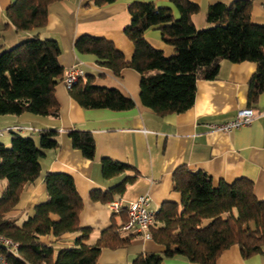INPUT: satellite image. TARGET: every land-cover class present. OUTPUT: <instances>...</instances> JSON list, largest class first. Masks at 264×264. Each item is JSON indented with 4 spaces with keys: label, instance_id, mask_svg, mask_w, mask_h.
Returning <instances> with one entry per match:
<instances>
[{
    "label": "trees",
    "instance_id": "obj_1",
    "mask_svg": "<svg viewBox=\"0 0 264 264\" xmlns=\"http://www.w3.org/2000/svg\"><path fill=\"white\" fill-rule=\"evenodd\" d=\"M64 0H17L7 10L8 24L18 32L44 28L48 7ZM96 6L117 0H87ZM178 9L155 3L135 2L129 6L131 24L125 35L134 43L135 53L127 60L108 40L80 37L76 50L95 55L100 64L120 76L125 68L141 75L142 104L158 116L182 114L193 108L197 83L218 78L223 61L252 62L257 70L249 82L248 106L256 109L264 94V26L252 22L248 0L231 6L211 5L206 18L212 26L198 30L192 17L200 7L189 0H168ZM159 27L162 39L175 48L172 57L154 48L145 33ZM61 48L53 39L38 35L0 53V116H21L29 113L58 118L60 106L55 97L56 86L63 82L65 70L59 57ZM85 109L124 111L135 108L134 100L114 89L100 88L92 77L81 78L70 91ZM10 146L0 141V181L5 188L0 196V235L18 244V255L5 254L10 264H99L104 248L126 246L131 237L122 238L108 230L96 244H87L92 233L80 225L83 201L73 178L68 174L47 173L44 177L47 198L37 204L32 215L21 225L7 215L19 204L27 185L42 177L41 160L46 151L60 147L57 130L40 132L37 142L30 133H12ZM74 148L88 160L96 157L92 133L71 131ZM103 175L110 179L130 167L103 159ZM175 190L182 196L181 204L166 203L155 216L153 239L165 247L162 254H139L132 264H162L165 259L185 257L192 263L216 264L221 254L237 245L244 258L264 254V200L255 193L253 182L240 179L218 184L203 171L180 167L173 174ZM94 193L105 202L113 194H123L126 185ZM54 217L58 219L55 220ZM80 235L72 247L43 243L42 236Z\"/></svg>",
    "mask_w": 264,
    "mask_h": 264
},
{
    "label": "crops",
    "instance_id": "obj_2",
    "mask_svg": "<svg viewBox=\"0 0 264 264\" xmlns=\"http://www.w3.org/2000/svg\"><path fill=\"white\" fill-rule=\"evenodd\" d=\"M17 0H0V53L38 35L41 39L56 40L61 48L59 61L64 70L79 67L84 77H92L100 88L114 89L134 100L131 110L85 109L71 95L67 86L60 82L55 97L60 106L58 118L33 114L0 116V131L13 126L32 127L38 132L57 130L60 147L46 151L41 160L42 177L26 186L17 207L7 217L23 224L33 213L35 206L47 198L44 177L47 173L70 175L83 201L80 225L90 228L92 233L87 244L98 242L108 230L120 237H131L126 246L104 248L99 264H132L139 254H162L165 247L154 239L141 235L124 237L120 228L127 220L125 208L112 214L108 208L111 201H122L124 207L147 195L149 209L159 213L166 203L181 204L182 196L175 190L173 174L180 167L192 171H203L216 184L220 181L233 183L240 179L253 182L256 196L264 200V94L255 109L256 118L248 126L224 133L212 129V125L232 120L241 109L248 108L249 82L257 70L252 62L231 63L223 61L218 78L200 80L197 83L196 101L193 108L182 114L158 116L144 106L140 97L141 75L134 69L125 68L120 76L112 69L101 65L92 54L76 50V41L83 36L105 39L114 44L129 60L135 53L134 43L125 35L131 24L129 6L135 2L155 3L159 7L172 9L176 18L178 9L168 0H117L104 6H96L87 0H64L48 7V21L44 28L30 32H18L8 24L6 10ZM200 7L192 20L198 30L209 28L207 12L211 5L231 6L238 0H189ZM251 2L253 23L264 26V0ZM146 40L166 57L175 54V48L165 43L159 27L146 31ZM92 133L96 143V157L86 159L74 148L69 137L71 131ZM23 136H29L22 134ZM13 134L0 138L10 146ZM39 140V137H33ZM103 159L126 164L130 168L124 173L107 179L103 175ZM123 194H113L107 202L95 199L94 193L113 190L128 179ZM5 182L0 181V196ZM57 220V217H54ZM65 234L61 237L46 235L41 241L57 247H72L79 236ZM162 264H197L185 257L165 259ZM216 264H264V254L244 258L239 246L225 250Z\"/></svg>",
    "mask_w": 264,
    "mask_h": 264
},
{
    "label": "built area",
    "instance_id": "obj_3",
    "mask_svg": "<svg viewBox=\"0 0 264 264\" xmlns=\"http://www.w3.org/2000/svg\"><path fill=\"white\" fill-rule=\"evenodd\" d=\"M84 71L79 67H72L65 71L63 83L71 91L75 84L84 78ZM256 118V111L253 108L241 109L236 116L223 124L212 125L213 130L230 133L235 129L250 125ZM32 127L13 126L0 131V138L6 133H33ZM151 199L149 196H141L137 201L130 202L126 207L122 201H111L108 208L112 214H117L125 208L127 220L119 229L124 237L131 235H141L145 239H153L152 229L155 224V213L149 209ZM0 249L6 250L9 254L18 255V244L13 240L0 235ZM0 264H10L5 254H0Z\"/></svg>",
    "mask_w": 264,
    "mask_h": 264
},
{
    "label": "rangeland",
    "instance_id": "obj_4",
    "mask_svg": "<svg viewBox=\"0 0 264 264\" xmlns=\"http://www.w3.org/2000/svg\"><path fill=\"white\" fill-rule=\"evenodd\" d=\"M210 27H212V26H210ZM209 27V28H210ZM209 28H205V29H209ZM203 30V29H202ZM7 134V133H6ZM30 135L31 136H33V137H39L40 138V132H38V130H36L35 132H33V133H30Z\"/></svg>",
    "mask_w": 264,
    "mask_h": 264
}]
</instances>
